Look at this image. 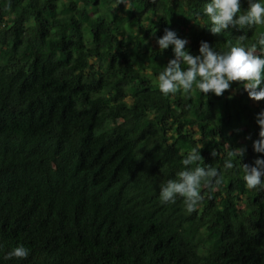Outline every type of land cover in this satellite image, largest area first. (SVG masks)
Returning <instances> with one entry per match:
<instances>
[{"label":"trees","instance_id":"16d2710c","mask_svg":"<svg viewBox=\"0 0 264 264\" xmlns=\"http://www.w3.org/2000/svg\"><path fill=\"white\" fill-rule=\"evenodd\" d=\"M127 2L0 0V264H264V190L223 167L235 148L264 158V100L239 82L163 96L174 57L156 44L170 29L193 55L225 51L264 26L213 35L192 15L208 0ZM193 147L222 183L189 214L159 192ZM21 245L26 260L3 259Z\"/></svg>","mask_w":264,"mask_h":264},{"label":"clouds","instance_id":"9594fccd","mask_svg":"<svg viewBox=\"0 0 264 264\" xmlns=\"http://www.w3.org/2000/svg\"><path fill=\"white\" fill-rule=\"evenodd\" d=\"M120 4L128 7L127 0H116L114 7ZM247 5L242 10L241 0H208L202 7L195 8L192 15L200 27L207 28L213 35L223 34L230 27L244 31L264 26V0H247ZM246 40L247 37L241 35L225 51H217L207 42H201L199 54L193 55L186 50V39L165 29L156 44L161 51L171 47L174 58L157 77L160 94L165 97L178 92L190 95L196 88L206 98L208 94L219 97L230 89L233 82H239L250 99L264 100V34L259 35L255 43L247 44ZM257 124L259 139L254 141L253 149L264 157V112L258 114ZM200 150V147H193L183 158V169L177 173V178L168 180L161 187V203L174 204L181 198L186 212L191 214L202 200L201 189L215 190L222 183L219 169L200 165L203 160ZM245 152L244 148L231 149L223 167L233 169L238 161L246 188L264 190V158H257L251 166L241 165ZM212 154L216 155L215 152ZM29 255L30 250L21 245L7 252L3 259L26 260Z\"/></svg>","mask_w":264,"mask_h":264},{"label":"bare ground","instance_id":"6f19581e","mask_svg":"<svg viewBox=\"0 0 264 264\" xmlns=\"http://www.w3.org/2000/svg\"><path fill=\"white\" fill-rule=\"evenodd\" d=\"M14 1V0H13ZM16 7V6H15Z\"/></svg>","mask_w":264,"mask_h":264}]
</instances>
